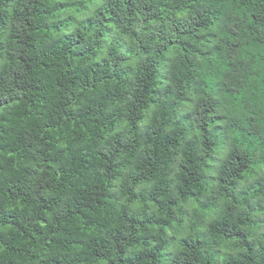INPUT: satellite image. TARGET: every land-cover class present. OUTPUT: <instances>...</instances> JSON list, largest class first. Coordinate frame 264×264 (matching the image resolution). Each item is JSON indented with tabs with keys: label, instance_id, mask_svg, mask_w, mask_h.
Segmentation results:
<instances>
[{
	"label": "clouds",
	"instance_id": "obj_1",
	"mask_svg": "<svg viewBox=\"0 0 264 264\" xmlns=\"http://www.w3.org/2000/svg\"><path fill=\"white\" fill-rule=\"evenodd\" d=\"M0 264H264V0H0Z\"/></svg>",
	"mask_w": 264,
	"mask_h": 264
}]
</instances>
